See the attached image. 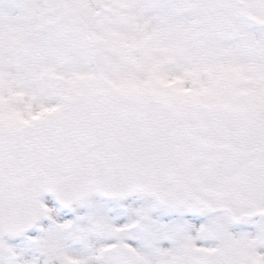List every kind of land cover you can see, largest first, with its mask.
Segmentation results:
<instances>
[{
	"label": "rangeland",
	"instance_id": "374dc122",
	"mask_svg": "<svg viewBox=\"0 0 264 264\" xmlns=\"http://www.w3.org/2000/svg\"><path fill=\"white\" fill-rule=\"evenodd\" d=\"M61 1L0 0V101L9 99L0 131L5 117L12 126L41 123L74 92L155 100L183 116L214 103L244 113L251 73L258 69L254 76L263 81L253 84L264 86V0H204L197 10L171 9L166 0H67L77 16L61 19L42 39L37 30L55 20ZM96 2H105L104 14ZM149 202L133 199L119 214L95 196L77 211L44 197L33 231L1 243L0 264H43L45 257L58 264H264L248 240L259 226L236 232L199 209L164 213ZM140 203L154 228H134L122 241L121 230L140 219L128 208ZM236 235L241 241L227 240ZM117 241L120 259L111 254Z\"/></svg>",
	"mask_w": 264,
	"mask_h": 264
},
{
	"label": "water",
	"instance_id": "95a60500",
	"mask_svg": "<svg viewBox=\"0 0 264 264\" xmlns=\"http://www.w3.org/2000/svg\"><path fill=\"white\" fill-rule=\"evenodd\" d=\"M206 147L205 131L162 102L78 94L46 122L0 131V242L35 225L46 196L67 208L93 189L107 199L138 191L181 208L195 200L194 154Z\"/></svg>",
	"mask_w": 264,
	"mask_h": 264
},
{
	"label": "flooded vegetation",
	"instance_id": "af4514ba",
	"mask_svg": "<svg viewBox=\"0 0 264 264\" xmlns=\"http://www.w3.org/2000/svg\"><path fill=\"white\" fill-rule=\"evenodd\" d=\"M104 3L105 2L102 4V2H100L99 4L96 2V5L100 10H106L107 7L104 6L106 5ZM165 3L168 5L166 7H170L169 5L172 4L173 7L171 9L180 5V9L182 10L185 8L191 10L195 8V10H197V8L201 6L200 4L205 2L204 0H177L174 2L172 0H166ZM67 4V0H62L58 3L57 7L62 10L58 12L55 7V12L52 13L53 19L55 20L52 23L42 20L43 24L40 29L37 30L39 37L43 39L45 37V32L60 26L61 19H75L77 14L75 11L71 10ZM205 16L206 18H211L209 13H206L203 18H205ZM200 18V12L198 11L197 15H195V19L192 18V20H196L194 22L198 25L200 23ZM50 24H53V28L49 26ZM92 27L93 26L90 28V33ZM251 72L252 71H250V73ZM255 72H258V69ZM254 73H251L249 78V91L246 96L248 108L244 113H241V109L235 107L224 109L217 103H214L212 106L202 108L196 113H192L191 111V113L187 115L175 116L174 114V116L176 118L180 117L183 122L188 123L191 127L204 130L207 141L206 149L203 150L199 148L194 154L197 158L194 164L196 181L192 186L195 200L188 202L184 208L192 207L209 215L218 216V223H224L227 227L235 229L236 232H241V230L252 231L259 226L260 232H257L259 235L250 237L248 240L252 243L250 245H254L253 247H255L253 251L258 252L259 250L264 258V248L262 250L260 249L261 244L264 245V101L261 104L263 105L262 107L254 102L255 99H257L255 96H257L258 93L264 96V86L253 84L254 78L256 80L257 78L259 79V81H255L256 83L263 81L262 74L258 75L257 73L254 76ZM80 92L84 93V91ZM78 93L74 92V96ZM71 98H67L65 104H63L61 108L66 106ZM4 100L3 102L0 101L1 109H3L4 105H7V100L9 99L4 97ZM56 113L57 111H52L44 118L45 120L40 122L48 120ZM1 121V125L3 126L2 130H8V127L9 129L22 127V125L18 123L16 126H12L10 121H7L6 117L1 118ZM36 123L37 122L32 121L30 125ZM92 196L106 202L109 206L108 210L112 213L117 212L122 214L124 213L125 207L127 205L129 206V203H131L133 199L143 202V198L148 199L151 202H149L151 208L155 210H161L164 211V213L179 211L159 206L151 196L139 192L133 191L127 193L122 198L105 200L98 197L95 190H92L85 200L68 209H88L87 200ZM147 208L148 207L141 203L137 210L132 206L128 208L127 212L137 211L135 215L140 219L133 220V225H128L126 229L121 228L123 236L120 238L122 241L127 240L128 234L131 233L134 228H144L146 231L147 229L151 231V229L154 228L153 224L150 222L151 218H149L150 214ZM63 210L65 211V209ZM74 214H76V212ZM127 215L129 216L130 214L127 213ZM190 215V213H187L186 217ZM100 223L101 221L97 222V224ZM19 236L12 237L11 239L17 240L20 238ZM242 237V235H236L225 239L229 240L230 243L232 241L235 243L234 241H241L240 238ZM151 239H155V237L151 236ZM119 242L120 241L115 242L114 244L116 247H112L111 249L113 250L111 254L118 259L123 258L122 256L125 255V253L119 251Z\"/></svg>",
	"mask_w": 264,
	"mask_h": 264
}]
</instances>
